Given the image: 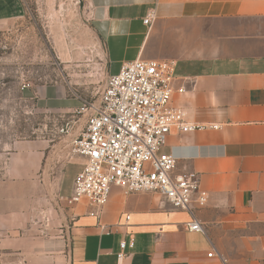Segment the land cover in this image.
Wrapping results in <instances>:
<instances>
[{
    "label": "crops",
    "instance_id": "0c3cea01",
    "mask_svg": "<svg viewBox=\"0 0 264 264\" xmlns=\"http://www.w3.org/2000/svg\"><path fill=\"white\" fill-rule=\"evenodd\" d=\"M85 1L107 76L137 59L174 61L173 87L184 91L171 105L189 122L219 126L172 132L160 150L207 193L203 206L191 203L203 232H188L191 214L163 197L116 187L97 217L85 202H60L47 223L31 225L32 196L48 200V145L15 140L0 155V264H264V0ZM22 14L20 0H0V30ZM85 161L66 163L59 196L66 185L63 197L71 194Z\"/></svg>",
    "mask_w": 264,
    "mask_h": 264
},
{
    "label": "rangeland",
    "instance_id": "374dc122",
    "mask_svg": "<svg viewBox=\"0 0 264 264\" xmlns=\"http://www.w3.org/2000/svg\"><path fill=\"white\" fill-rule=\"evenodd\" d=\"M20 1L22 16L0 30V155L15 140L48 145L42 170L48 200L42 205L38 193L27 204L26 216L34 225L40 218L47 223L45 213L60 207L61 172L76 155L72 137L85 126L77 111L85 100L98 101L107 71L85 0ZM67 122L72 133L56 135ZM64 187L63 196L69 194Z\"/></svg>",
    "mask_w": 264,
    "mask_h": 264
},
{
    "label": "built area",
    "instance_id": "2783aa9c",
    "mask_svg": "<svg viewBox=\"0 0 264 264\" xmlns=\"http://www.w3.org/2000/svg\"><path fill=\"white\" fill-rule=\"evenodd\" d=\"M153 18V13H148L143 23L149 25ZM175 67L174 61L137 59L125 63L118 73L107 76L97 102L81 103L77 113L84 117L85 126L72 137L71 153L86 161L71 194L58 195L60 201L68 205L85 202L90 215L97 217L114 187L125 196L156 194L174 209L191 214L185 223L188 232H203L191 203L195 200L203 206L207 193L199 190L194 174L176 173L175 157L160 150L172 132L186 134L219 126L189 122L184 110L171 105L173 93L184 91L173 87ZM71 123L57 127L56 135H70ZM129 245L133 246V239ZM125 246L122 242V249Z\"/></svg>",
    "mask_w": 264,
    "mask_h": 264
}]
</instances>
